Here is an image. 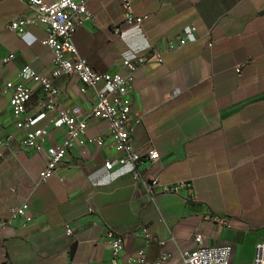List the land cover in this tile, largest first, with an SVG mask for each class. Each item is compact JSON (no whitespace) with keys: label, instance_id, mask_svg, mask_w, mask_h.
<instances>
[{"label":"crops","instance_id":"0c3cea01","mask_svg":"<svg viewBox=\"0 0 264 264\" xmlns=\"http://www.w3.org/2000/svg\"><path fill=\"white\" fill-rule=\"evenodd\" d=\"M84 1L93 19L76 27L72 42L92 69L124 75L123 59L144 57L131 79L130 134L139 154L153 148L158 157L136 163V177L130 165L105 169L114 157L108 122L90 117L84 145L68 148L53 174L36 181L62 128L50 124L54 110L38 115L35 87L26 113L38 115L31 127L47 131L39 150L23 148L3 84L17 81L24 66L49 75L52 55L41 24L7 27L34 15L27 2L0 0V139L10 137L0 153V219L22 203L30 216L0 227V264H110L106 229L124 237L118 264L138 249L149 261L164 251L162 264H179L195 231L203 244H229L228 264H252L254 243L264 241V0H128L134 14L146 15L140 28L122 20L117 0ZM190 25L193 38L168 49ZM50 80L58 107L89 112L92 89L73 76ZM153 177L161 185L189 181L191 191L155 186L150 196Z\"/></svg>","mask_w":264,"mask_h":264},{"label":"built area","instance_id":"2783aa9c","mask_svg":"<svg viewBox=\"0 0 264 264\" xmlns=\"http://www.w3.org/2000/svg\"><path fill=\"white\" fill-rule=\"evenodd\" d=\"M33 10L32 17L20 16L11 20L8 28H23L29 24H41L44 27V37L41 43L50 51L52 55V66L49 75L40 74L33 69L24 66L18 71L17 81H5L4 87L9 91L8 104L11 109L13 124L16 128L24 130L20 140V145L29 150L37 151L47 129L44 127H31L38 115H43L47 111L54 110L55 114L50 120L53 127L62 128V136L54 146L45 148V159L43 167L38 171L36 181H45L59 166L65 151L73 146H83L85 143V129L87 120L90 117L104 119L108 122V138L114 152L111 160H105V169H111L114 165L133 167L131 173L137 176L136 163L142 161H155L158 157L155 149L150 148L145 153L139 154L132 145L131 128L129 126V94L132 90L131 79L136 67L141 64L144 57L134 59H123L121 65L125 69L124 75L109 72H99L92 69L88 63L78 54L73 42L72 34L76 27L93 19L91 11L87 8L84 0H53L44 2L43 0H25ZM120 8L122 20L126 24H132L140 28L146 15H136L132 12L128 0H117ZM194 26L190 25L178 36L175 43L168 45V49H175L182 46L193 38ZM117 32V29H115ZM211 41H206V46H210ZM147 54L156 57L160 61V51L157 47H150ZM13 57L8 53L1 58L5 62ZM234 71L239 74L240 67L236 65ZM73 76L80 83L90 88L94 92L95 101L87 113H82L77 105L70 108L58 107L56 100L58 91L51 83L50 78L58 75ZM35 87L39 88L40 98L35 103V108L39 114L37 116L27 115L26 101ZM172 91L170 95H175ZM9 136L0 139V153L8 146ZM101 144V138H91L89 140ZM158 186L161 191H176L184 187L187 192L191 191L189 181H179L174 185H161L157 178L153 177L146 186V191L151 196L152 187ZM26 204L8 208L7 217L0 219V227H4L8 220H13L23 216L29 220L30 216L25 213ZM207 219L219 226H227V220L218 215H208ZM66 235H71L68 225L64 226ZM148 236V235H147ZM110 250V264H118L123 248V236L110 229L105 230ZM149 239H151L149 237ZM193 245L180 253L179 264H228L230 245L225 244H203L202 236L195 231L192 236ZM168 254L160 252L158 259L149 261L145 259L142 249H138L134 255L128 257L121 264H162ZM252 264H264V241L254 243Z\"/></svg>","mask_w":264,"mask_h":264}]
</instances>
